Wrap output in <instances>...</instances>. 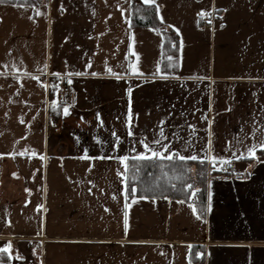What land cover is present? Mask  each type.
Masks as SVG:
<instances>
[{
    "label": "crops",
    "instance_id": "crops-1",
    "mask_svg": "<svg viewBox=\"0 0 264 264\" xmlns=\"http://www.w3.org/2000/svg\"><path fill=\"white\" fill-rule=\"evenodd\" d=\"M157 5L178 56L133 25L132 0L0 4V264H264V150L233 158L264 141V0ZM154 139L235 162L209 175L205 217L194 199L128 196L117 157Z\"/></svg>",
    "mask_w": 264,
    "mask_h": 264
},
{
    "label": "trees",
    "instance_id": "trees-1",
    "mask_svg": "<svg viewBox=\"0 0 264 264\" xmlns=\"http://www.w3.org/2000/svg\"><path fill=\"white\" fill-rule=\"evenodd\" d=\"M14 3L37 4L42 0H6ZM156 6L145 5L141 0H132V23L135 27H154L163 36L164 54L174 53L178 56L179 36L176 31L166 26L156 14ZM203 172V175H201ZM217 170L208 169L207 162L190 159L179 160L152 157L147 160H128L127 191L132 193L130 187L135 185L138 196L181 199L190 202L194 199L198 212L202 217L207 210V183L209 174ZM135 177V179H133ZM191 185L198 191L193 193ZM7 253L0 254V261L7 260ZM191 264H204L202 257H197L195 252L191 255Z\"/></svg>",
    "mask_w": 264,
    "mask_h": 264
},
{
    "label": "snow or ice",
    "instance_id": "snow-or-ice-1",
    "mask_svg": "<svg viewBox=\"0 0 264 264\" xmlns=\"http://www.w3.org/2000/svg\"><path fill=\"white\" fill-rule=\"evenodd\" d=\"M6 2V0H0V4H4ZM141 2L145 5H154L155 4V0H141ZM156 14L157 16H159V6L157 5L156 6ZM37 15L40 14L39 10H37L36 12ZM199 15H204V12L202 11ZM210 22V21H209ZM221 27H223V25H221ZM132 49V46L131 44L129 45V51H131ZM133 55H136L137 56V60L139 59V56L138 54L134 53L133 52ZM169 61H172V57H168ZM90 63V62H89ZM169 67H172L173 65L170 63L168 65ZM157 67V71L159 70V64L156 65ZM131 69L134 73H138L139 72V69L137 68L136 64L134 62L131 63ZM109 72H111V69L109 68L108 69ZM92 75H96L95 72L91 73ZM141 75H143V73H139ZM59 75V74H57ZM77 75H79V73H77ZM117 78H119V75H117ZM68 83L71 84L72 81L69 79L68 80ZM128 92L131 93V88L128 89ZM65 114H67V108H65ZM23 123V121H21ZM161 123H163V121H161ZM191 127V125H190ZM129 135H132L131 132H129ZM160 135L163 136L164 133H163V129L160 130ZM117 141H119V137H117ZM239 142V141H238ZM152 144H155V145H160V147L158 149H153L150 147V145L148 143H146L144 140H141L140 141V144L143 145L144 147V151L142 152H139L137 153L135 156L131 157V159L133 160H147L149 159L150 157H160L162 159H175V158H179V160L183 161V160H186V159H190V160H193V161H196V160H199L201 164H203L206 160H211L212 161V167L215 168L216 167V163H217V159L220 160L221 163H225L226 161L224 160V158H217L216 156H211V157H208V156H204V157H200L197 155H192L190 157H187V156H183V155H180L178 152H175L174 149L172 148H169L168 146V143H165V144H160V141L158 139H154L152 142ZM170 143V142H169ZM257 148L259 149H262L264 150V141H258L257 143H254L252 144L251 146H247L246 147V152H247V157L244 156V153H241L240 155H236L235 153H233V158L234 159H241V158H252L254 160H257V162H259V157L256 156V151H257ZM133 152H135V149H132ZM146 153H149L150 155H146ZM175 153V154H174ZM23 154V153H22ZM0 155H3V154H0ZM122 163L129 160L130 157L128 155H123V156H119L117 157ZM125 168H127V165H125ZM223 170V169H221ZM15 175V174H13ZM118 175H126V172L124 173H121V172H118ZM201 175H203V172H201ZM133 179H135V177H133ZM211 183V181H209V184ZM186 187L188 188H191L193 193L197 192L198 190L195 189L193 186L191 185H186ZM130 191L132 194H135L137 189L135 187V185H132L130 187ZM209 196H210V193H209ZM127 195L125 196V199H127ZM133 200H135V195H133ZM142 199H146L147 197L144 196V197H141ZM153 200L155 199V197L152 198ZM40 207V206H38ZM125 207H128V205L126 204ZM124 226H125V231L127 230V227H128V220H127V212L124 213ZM10 248H11V245L10 244H5L3 246L2 249H0V251H3L4 253H8V258L9 260L12 259V256H11V253H10ZM17 259H19L20 257H16Z\"/></svg>",
    "mask_w": 264,
    "mask_h": 264
},
{
    "label": "built area",
    "instance_id": "built-area-1",
    "mask_svg": "<svg viewBox=\"0 0 264 264\" xmlns=\"http://www.w3.org/2000/svg\"><path fill=\"white\" fill-rule=\"evenodd\" d=\"M223 15V13H222ZM216 17L215 11H206L204 15L202 16V21L204 24H210L214 21V18ZM210 21V22H209ZM59 86L62 88V90L65 93H70V95H73L70 87L68 85H64L63 83H59ZM216 170L220 171L223 175L234 177L236 172L235 162L233 160H227L225 163H220L219 165H216ZM223 169V170H221Z\"/></svg>",
    "mask_w": 264,
    "mask_h": 264
},
{
    "label": "rangeland",
    "instance_id": "rangeland-1",
    "mask_svg": "<svg viewBox=\"0 0 264 264\" xmlns=\"http://www.w3.org/2000/svg\"><path fill=\"white\" fill-rule=\"evenodd\" d=\"M210 175V174H209Z\"/></svg>",
    "mask_w": 264,
    "mask_h": 264
}]
</instances>
